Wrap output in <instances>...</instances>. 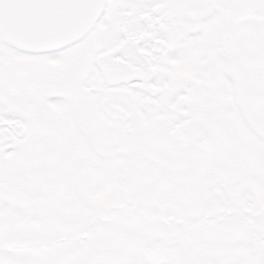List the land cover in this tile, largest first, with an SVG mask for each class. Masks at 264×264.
<instances>
[{
  "label": "snow or ice",
  "instance_id": "obj_1",
  "mask_svg": "<svg viewBox=\"0 0 264 264\" xmlns=\"http://www.w3.org/2000/svg\"><path fill=\"white\" fill-rule=\"evenodd\" d=\"M0 264H264V0H0Z\"/></svg>",
  "mask_w": 264,
  "mask_h": 264
}]
</instances>
